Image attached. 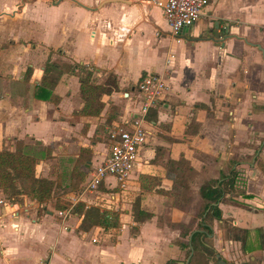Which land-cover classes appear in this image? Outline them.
Listing matches in <instances>:
<instances>
[{
  "label": "crops",
  "instance_id": "0c3cea01",
  "mask_svg": "<svg viewBox=\"0 0 264 264\" xmlns=\"http://www.w3.org/2000/svg\"><path fill=\"white\" fill-rule=\"evenodd\" d=\"M19 1L25 8L37 2L51 13V41L23 36L17 25L6 29L16 13L0 17V38H8L0 40V150H14L26 139L48 147L49 157L30 151L39 158L36 174L53 180L61 194L53 191L51 201L36 209L35 200L12 202L0 190V264H185L190 246L188 264H215L200 254L209 248L233 264H246V257L264 264V249L244 253L222 220L202 222L205 214L199 215L200 185L218 179L235 159L234 191L218 203L222 219L240 229L262 228L264 242V146L250 143L252 136L264 143V57L258 48L264 50V0H210L196 23L175 36L156 4L164 0ZM15 4L0 1L9 9ZM226 35L233 37L222 40ZM48 58L91 64L98 83L115 76L117 89L102 96L98 115L80 113L77 76L64 73L54 81ZM150 72L163 76L167 90L142 119L146 141L125 184L108 177L88 189L94 167L109 153L108 129L140 118L138 82ZM38 87L59 100L38 98ZM183 161L193 172L190 199L176 205L157 189H171L168 171ZM141 175L152 179L145 185H157L142 189ZM137 198L150 214L139 221L132 214ZM78 203L117 212L120 226L103 229L86 207L76 211ZM65 209V216L58 214ZM199 223L212 233L196 239L194 249L189 237L204 231Z\"/></svg>",
  "mask_w": 264,
  "mask_h": 264
},
{
  "label": "trees",
  "instance_id": "16d2710c",
  "mask_svg": "<svg viewBox=\"0 0 264 264\" xmlns=\"http://www.w3.org/2000/svg\"><path fill=\"white\" fill-rule=\"evenodd\" d=\"M200 36L208 37L211 36V34L204 35L202 33ZM46 62L49 66L54 68V74L52 76L54 81H57L64 73H70L77 76L80 95L84 101V106L80 113L84 115H98L104 107V102L101 100L102 96L117 89L115 76L111 73L108 74L105 81L102 83H98L94 80L93 73L94 71H98V68L91 64L79 62H51L49 58ZM26 72L29 73V69H27ZM37 91H39L36 93L38 98H43L44 100L50 99L55 103L59 100V98L53 95L48 88L38 87ZM29 147L30 145L23 142V140H17L14 150H0V189L8 194L9 197L17 198L16 201H20L24 196H27L37 201L40 206H43L44 202L51 201L55 182L51 179L37 176L36 165L39 158L28 150ZM42 147L41 153L43 157H49L50 150L44 146ZM81 151L83 153L89 151V149H81ZM239 166L240 163L234 161L233 165L226 173L220 171L218 179L208 180L200 185L199 195L202 199V206L199 215L205 214L204 218H202V222L204 219H208L209 223L213 219L222 220L223 230L227 231L230 236L241 242V249L244 253H249L253 250L264 249L262 228L240 229L231 226L222 219L221 210L218 207V203L226 197V195L233 193L237 178V168ZM188 171L189 167H187L186 161H183L182 167L179 170L168 171L173 182L171 189H157V191L172 196L176 205H178L180 201H188L190 199L188 183L193 180V175H187ZM151 180L152 179L149 175H141V188H154L157 185L156 180L152 182L151 186L145 185V182H147L146 184H149ZM187 191L189 197H187ZM13 198L12 202H15ZM54 205L57 209L62 208V205L60 204ZM85 207L86 206L83 203H78V205H76V211L81 214ZM86 208V212L90 211L88 217L94 218V215H96V222L98 226L103 229L120 226L119 215L117 212L110 209L98 210L93 207ZM132 214L135 221H139L140 218H146L150 215L140 209L138 198L132 204ZM80 227L82 229L86 228L84 226V220L82 224H80ZM198 227L204 231L202 233L196 231L192 235L191 242L192 245H194V249L196 239L200 238L201 235L207 237L212 233V230L208 225H202L199 223ZM200 254L204 258H211L213 261H216V253L212 248L207 249L206 253L202 252Z\"/></svg>",
  "mask_w": 264,
  "mask_h": 264
},
{
  "label": "built area",
  "instance_id": "2783aa9c",
  "mask_svg": "<svg viewBox=\"0 0 264 264\" xmlns=\"http://www.w3.org/2000/svg\"><path fill=\"white\" fill-rule=\"evenodd\" d=\"M210 0H164L156 4L170 27V34L175 36L190 28L202 16ZM222 28H228L223 24ZM166 82L158 73H145L138 82L141 96L140 118L129 127L112 126L107 135L110 140L108 155L94 167L87 188L95 190L106 178L114 177L123 186L138 156L140 147L146 141L147 131L142 119L151 108H154L164 97ZM39 205V203H38ZM37 206V205H36ZM40 206V205H39ZM67 210H59L65 216Z\"/></svg>",
  "mask_w": 264,
  "mask_h": 264
},
{
  "label": "rangeland",
  "instance_id": "374dc122",
  "mask_svg": "<svg viewBox=\"0 0 264 264\" xmlns=\"http://www.w3.org/2000/svg\"><path fill=\"white\" fill-rule=\"evenodd\" d=\"M22 1L23 2H25V1L29 2L30 0H22ZM17 3H19V4H15V5H13L11 7L13 12L7 6L0 5V17H2L1 19H4L3 18L4 15H9V17H12L13 13H16V16L14 18H10L4 24L6 29H8V30L14 29V27L17 25L18 26L17 31L23 36L33 37L34 39H42V37L45 36L47 38V41H51L50 28H48L49 27V19H51V13L49 11H47L46 8H44V6L42 4H37V2H34L35 6H34V4H31L29 6H26V8L24 6H22V5H20V1L19 0H17ZM44 3H48V2H44ZM12 4H14V3H12ZM18 5H20V6H18ZM23 8H25V11H23L20 14V12L23 10ZM2 34H3V30H0V36ZM12 35L14 36L16 34L12 33ZM5 38H6V36L0 38V40H5L6 42H8V38L7 39H5ZM31 44H33V46H35L33 42H31ZM97 79H99V78H97ZM262 107H264V106H262ZM98 133L99 134H103V133L105 134L104 131L101 132L100 130H98ZM106 136L108 137V135H106ZM105 138L106 137H104V139ZM23 142H25L26 144H29L31 146V148H29L28 150L32 151V152H33V149L35 150V148L40 149V150L43 148L38 142L32 141L30 139L23 140ZM250 143L255 148L264 146V143H262V142H259V144H258V142L255 143V140H254L253 136H252V138H250ZM15 146H16V143H15ZM46 148H48V147H46ZM251 158H254V156L252 155ZM251 158L248 159L249 162L251 161ZM234 161H236V160L235 159L234 160H229V163H228V165L226 167V171L229 170V168L233 165ZM187 175H193V172L189 170L187 172ZM53 191H54V189H53ZM54 193L56 195L61 194V192L59 190H57V189L54 191ZM186 193H187V197H189L188 191ZM63 194H64V192H63ZM5 195H7L9 200L12 201L13 197H9L8 194H6V193H5ZM24 197H27V196H24ZM27 199H31V201H33V199L30 198V197H27ZM13 200L16 201L17 198L16 199L13 198ZM94 200H95L94 202L96 203V207L101 209L102 208L101 204H102L103 201H101L97 197L94 198ZM33 202L34 203L31 204L32 206H34L36 209H38V208L40 209L41 208V206L38 205L37 201H33ZM245 261H246L245 262L246 264H260V262L258 260L255 259V261L252 262V261L249 260L248 257L245 258ZM59 264H61V260H60Z\"/></svg>",
  "mask_w": 264,
  "mask_h": 264
},
{
  "label": "water",
  "instance_id": "95a60500",
  "mask_svg": "<svg viewBox=\"0 0 264 264\" xmlns=\"http://www.w3.org/2000/svg\"><path fill=\"white\" fill-rule=\"evenodd\" d=\"M217 27H218V22L215 23V28L217 29ZM214 35H215L214 36L215 38H218V33H216V31H215V34ZM230 37H233V36L226 35V36H224L222 38V40L227 39V38H230ZM258 48L262 51L263 57H264V50H263V48L260 47V46H258ZM189 239H191V235H190ZM191 255H192V247L190 246V253H189V256H188L185 264H188V261H189V258H190ZM215 258H216V263L215 264H233L231 262H228V261H225L224 259H222L219 254H215Z\"/></svg>",
  "mask_w": 264,
  "mask_h": 264
}]
</instances>
